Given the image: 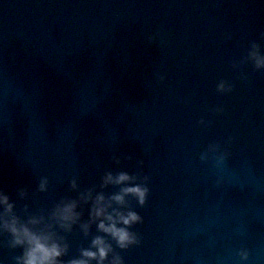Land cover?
<instances>
[{
  "label": "water",
  "instance_id": "1",
  "mask_svg": "<svg viewBox=\"0 0 264 264\" xmlns=\"http://www.w3.org/2000/svg\"><path fill=\"white\" fill-rule=\"evenodd\" d=\"M257 57L264 0H0V193L13 206L0 216L39 220L31 230L66 248L59 264L97 237L104 264H264ZM137 186L143 204L111 199ZM98 195L139 216L134 243L98 230ZM68 203L70 229L53 218ZM26 247L0 227V264Z\"/></svg>",
  "mask_w": 264,
  "mask_h": 264
},
{
  "label": "clouds",
  "instance_id": "2",
  "mask_svg": "<svg viewBox=\"0 0 264 264\" xmlns=\"http://www.w3.org/2000/svg\"><path fill=\"white\" fill-rule=\"evenodd\" d=\"M255 55V53L253 54ZM257 66H264V58L257 57ZM130 179L126 174H121L116 183H123ZM112 182V177L109 176L106 179V183ZM43 187V185L41 186ZM134 194L140 201L144 203L146 196V189L141 187H130L123 190V194L116 195L111 199L118 204H123L124 195ZM0 207L4 209V215L12 212V204L9 203V199L3 193H0ZM111 207L110 202H106L103 195H98L95 199L92 209V220L97 222L98 230L110 235L121 248L127 247L129 244L135 242L134 236L127 231V227L131 224L139 221V216L135 213L129 212L127 215L120 212H109ZM75 203H68L62 207H58L53 214V218L60 224L61 227L70 229L71 225L78 219V214L75 211ZM0 227L8 230L14 236V243L16 245H26V250L21 264H59V258L66 251L65 247L56 242L51 235L38 234L33 232L28 224L35 225L40 221L33 218L28 224H24L17 220L15 217L11 221L4 220L3 216H0ZM122 224L125 227H118ZM87 231V226H85ZM96 251L84 250L82 251V259L72 261V264H89L90 261L95 260L97 264H104L109 252L111 251L110 245L101 237H97L92 242ZM114 264H119L117 258Z\"/></svg>",
  "mask_w": 264,
  "mask_h": 264
}]
</instances>
